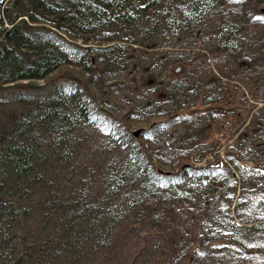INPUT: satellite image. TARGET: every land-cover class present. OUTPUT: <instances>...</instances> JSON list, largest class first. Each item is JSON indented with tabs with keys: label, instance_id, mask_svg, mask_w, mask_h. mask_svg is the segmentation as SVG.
<instances>
[{
	"label": "trees",
	"instance_id": "obj_1",
	"mask_svg": "<svg viewBox=\"0 0 264 264\" xmlns=\"http://www.w3.org/2000/svg\"><path fill=\"white\" fill-rule=\"evenodd\" d=\"M0 264H264V0H7Z\"/></svg>",
	"mask_w": 264,
	"mask_h": 264
},
{
	"label": "rangeland",
	"instance_id": "obj_2",
	"mask_svg": "<svg viewBox=\"0 0 264 264\" xmlns=\"http://www.w3.org/2000/svg\"><path fill=\"white\" fill-rule=\"evenodd\" d=\"M4 5L3 4L1 5L2 9H3ZM68 74H69V69L66 68V67H63L61 70H56L55 72L49 74L45 79H39V80H34V81L25 80V81H23V82H25L24 83L25 85H21V86L25 87L26 90L28 89L29 91H32V92L33 91L47 90L48 88L53 86L55 83H59L60 81H62L64 79H67L68 78L67 77ZM19 89L20 88H18V86H14V87H11V88H7L5 90V92H14V95H16V94H18V90ZM12 104H14V103H11V105ZM2 107L4 109H7L9 106L2 105ZM13 107L16 108L15 105H13ZM230 138H231V134L230 133H227V135L223 136V134L221 132L220 133L219 132L218 133H213L212 136H211V140H220L221 143H226V142L230 141L231 140ZM225 146H226V144H223L221 146V148H219V150L222 149L223 152H224V147ZM208 163H215V162H208Z\"/></svg>",
	"mask_w": 264,
	"mask_h": 264
},
{
	"label": "built area",
	"instance_id": "obj_3",
	"mask_svg": "<svg viewBox=\"0 0 264 264\" xmlns=\"http://www.w3.org/2000/svg\"><path fill=\"white\" fill-rule=\"evenodd\" d=\"M221 158L226 160L225 154L222 149L218 150L215 153L208 154L207 156H204L202 159L195 160V162L198 165H206L208 162H216Z\"/></svg>",
	"mask_w": 264,
	"mask_h": 264
},
{
	"label": "water",
	"instance_id": "obj_4",
	"mask_svg": "<svg viewBox=\"0 0 264 264\" xmlns=\"http://www.w3.org/2000/svg\"><path fill=\"white\" fill-rule=\"evenodd\" d=\"M7 2V0H0V24H1V20L3 18V9L1 8L2 4L4 5L5 3ZM177 72L180 71V66L176 67L175 69ZM217 164H220V163H217Z\"/></svg>",
	"mask_w": 264,
	"mask_h": 264
}]
</instances>
